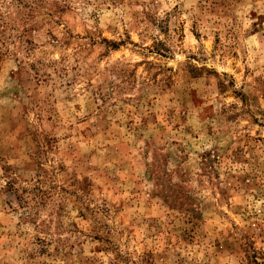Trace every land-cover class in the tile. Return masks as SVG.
Listing matches in <instances>:
<instances>
[{
  "label": "rangeland",
  "instance_id": "1",
  "mask_svg": "<svg viewBox=\"0 0 264 264\" xmlns=\"http://www.w3.org/2000/svg\"><path fill=\"white\" fill-rule=\"evenodd\" d=\"M0 264H264V0H0Z\"/></svg>",
  "mask_w": 264,
  "mask_h": 264
}]
</instances>
